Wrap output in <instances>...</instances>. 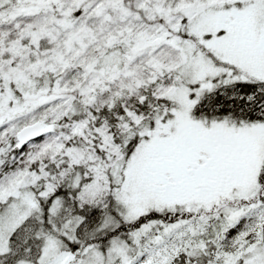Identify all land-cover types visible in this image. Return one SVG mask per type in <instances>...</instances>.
I'll use <instances>...</instances> for the list:
<instances>
[{
  "label": "snow or ice",
  "instance_id": "6c2138e0",
  "mask_svg": "<svg viewBox=\"0 0 264 264\" xmlns=\"http://www.w3.org/2000/svg\"><path fill=\"white\" fill-rule=\"evenodd\" d=\"M0 264H264V0H0Z\"/></svg>",
  "mask_w": 264,
  "mask_h": 264
}]
</instances>
